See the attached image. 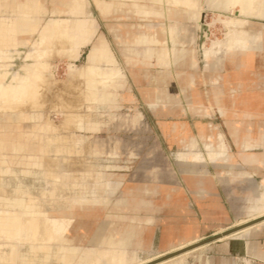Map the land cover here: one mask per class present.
Instances as JSON below:
<instances>
[{
  "label": "crops",
  "instance_id": "1",
  "mask_svg": "<svg viewBox=\"0 0 264 264\" xmlns=\"http://www.w3.org/2000/svg\"><path fill=\"white\" fill-rule=\"evenodd\" d=\"M16 1L20 2L16 6V22L2 30L23 42L27 33L21 20L27 13L21 4L23 0ZM34 1H43L45 9L52 12L60 4L59 0ZM91 2L108 36L96 19L78 18L83 14L81 6L77 0H71L69 13L73 19L51 20L40 36L38 47L46 43L49 34L57 33L54 41L65 43V50L67 44L75 56L81 48H89L84 70L89 77V91L97 97L93 92L94 84L97 76L105 79L98 72L100 64L105 63V69L112 68L119 73V77L107 78L115 80L108 88H125L127 99L141 103L159 121L165 141L183 150L177 154L182 176L167 177L156 170L147 174L141 183L127 189L124 195L127 197L121 199V203L132 211L122 215L145 214L154 219L146 225L142 236L149 251L152 241L146 234L150 235L159 226L161 252L170 247L162 243L169 245L180 238H199L200 241L221 231L241 228L236 227L238 223L264 210V203L259 202L264 185V26L252 25V20L256 19L246 22L256 35L260 29L261 40L257 47L235 50L231 55L225 54L226 49H223L217 57H207L205 43L197 46L200 30L209 27L203 26L200 18L206 8L203 1L196 0L195 8L174 0ZM62 26L71 28L64 30ZM206 37L205 30L203 39ZM43 55L38 51L34 56L36 72L47 67L41 62ZM21 80L30 81L26 76L20 77ZM106 96L108 94L101 95ZM111 96L119 105L120 95L112 93ZM214 111L222 122L223 133L211 123H202ZM128 119L140 123L143 115L137 111ZM186 119L198 121L195 132ZM145 130L129 132L127 134L132 136L127 135V138L139 139L136 143L140 144V140L150 137L147 134L151 131ZM199 142L222 157L216 163H194L190 155L196 152ZM160 147L159 141H155L154 148L160 150ZM129 201L136 204L129 205ZM195 205L200 209V222L194 220L195 212L191 207ZM256 227L248 231L245 238L210 244L200 260L193 259L190 263L257 264L260 261L264 264V229Z\"/></svg>",
  "mask_w": 264,
  "mask_h": 264
},
{
  "label": "rangeland",
  "instance_id": "2",
  "mask_svg": "<svg viewBox=\"0 0 264 264\" xmlns=\"http://www.w3.org/2000/svg\"><path fill=\"white\" fill-rule=\"evenodd\" d=\"M70 1L59 0L60 4L52 12L51 9H45L43 1L36 3L34 0H23L21 4L27 15L21 20V25L27 34L23 42H18L15 35L7 34L2 28L16 22L14 19L18 15L16 6L19 1L0 0V215L4 211H13V208L8 207L11 200H23L28 210L37 206L32 214L39 215V219L48 221L52 226L60 225L57 228L59 234L66 232L67 238H77L80 252L73 264H88L90 256H98L100 251L104 253V257L100 258L102 262L112 261V253L123 251L120 242L109 237L103 250L102 245L95 244L94 235L91 237L90 234L99 232L98 237H103L106 235L103 233L114 230V234L120 235L125 226L135 221L132 225L137 237L142 240V247L141 250L137 249V259L133 261L154 256L157 259L150 264H158L168 259L170 254L168 249L163 252L159 250L161 227H157L150 235L146 234L152 241V249L149 251L142 236L144 228L151 222L147 221L145 214L122 215L132 211V208L122 204L121 199L127 197L124 195L129 187L137 186L154 170L163 176L180 178L182 175L177 154L183 150L165 141L161 136L159 121L141 103L127 99L125 88H108L115 80L97 76L93 91L97 97L89 98V77L84 73L89 48H81V54L79 51L75 56L67 44L65 50V43L54 41L58 37L57 33L49 34L46 43L38 47L40 36L51 20L73 19L69 13L72 5ZM77 1L83 12L78 18L96 19L101 30L108 36L98 10L92 5L91 1L94 0ZM200 2L206 6L207 0ZM226 15H218L206 8L201 11L202 24L209 27L203 29L207 32L205 40L204 31L200 30L197 46L205 43L209 47L213 42L228 38L230 31L221 21L230 18L231 14ZM252 22L256 27L264 26V19ZM244 27L249 29L247 25ZM65 28L71 27L62 26V29ZM259 28L257 35L261 34ZM38 51L44 54L41 62L47 67L36 72L34 68L37 59L34 56ZM100 68L105 69V63H101ZM25 76L30 81H19L20 77ZM36 76L38 78L34 80ZM112 93L120 95L124 100L121 101L118 96L119 105L115 104ZM104 94L108 96L102 98ZM137 111L143 115V120L135 124L128 117ZM216 112H212V116H207L202 123H211L223 133V125ZM186 122L195 132L198 121L186 119ZM145 129L151 131L147 134L150 137L145 141L140 140V144L136 143L139 139L127 138L132 136L127 133H140ZM157 140L160 150L154 148ZM196 146L195 150L201 151L208 163H216L222 157L216 150L210 149L216 152L210 153L214 154L210 158L207 153L209 149L204 148L201 142ZM132 149L138 151L132 152ZM213 157L217 159L211 161ZM199 162L203 161L200 159ZM128 204L135 205L136 202L129 201ZM89 208L92 212H85ZM191 208L195 212L194 220L200 222L202 218L199 207L195 205ZM28 210L27 213H30ZM21 213L25 215L26 211L22 210ZM61 213L76 217H56ZM256 228L264 229V225ZM224 235H214L218 236L216 242ZM247 235H242L241 239ZM211 237L201 239L200 243ZM65 242L69 245L68 241ZM147 244L151 246V243ZM162 244L169 247L168 244ZM57 246L55 243L53 252H56ZM13 247L28 258L32 256L28 241L7 239L0 228V254L7 256ZM126 250L134 252L136 249ZM205 250L189 255L186 262L191 264L193 259L200 260ZM74 251L66 250L67 253ZM163 257L167 258L158 261ZM51 263L54 264L55 259ZM257 264L262 262L258 261Z\"/></svg>",
  "mask_w": 264,
  "mask_h": 264
},
{
  "label": "bare ground",
  "instance_id": "3",
  "mask_svg": "<svg viewBox=\"0 0 264 264\" xmlns=\"http://www.w3.org/2000/svg\"><path fill=\"white\" fill-rule=\"evenodd\" d=\"M169 1H173V0H169ZM195 1L196 0H174V2H178L179 4H187V6H190L193 8H195ZM205 7L209 11L217 12L218 15L227 16L226 13L231 14L230 18H226V20H221L223 21L226 28H228L230 31L229 36L227 35L228 38L226 39V43L225 41L213 42L209 47L204 49L207 57H211V56L217 57L219 54H221V52L223 53L222 51L223 49H226L225 54L231 55L233 54L235 50H243V51L247 50L248 51L252 49L253 47H255L256 45L257 46L259 45L260 40H261V36H260L261 34L256 35L255 31H251L250 29H247L244 26H246V22L250 19H256V20L264 19V0H207V5ZM236 8L238 9V11H234ZM6 31L7 32L10 31L9 27L6 29ZM98 72L100 75H103L105 79L111 78V77L113 78L115 76L119 77V73L112 68H108L104 70L100 69L98 70ZM37 78L38 76L35 77V80H37ZM88 96L89 98H94L95 95L89 92ZM10 100H13V99H10ZM207 153H208V156L212 158V156L216 152H211L210 150H207ZM210 153H214V154L211 155ZM190 157H191L190 159L193 162L195 161V163H200L199 162L200 159H201V162L207 161L206 156L203 154L197 153V151L193 152ZM215 159H217V157L215 158L213 157L211 161H214ZM260 190L262 192L259 193V196H260L259 202L264 203V185ZM16 192H19V191H16ZM8 207L13 208V211L12 210L4 211L0 215V228H2V233L5 235L7 239H14V241L17 240L19 242L28 241L30 243V250H31L32 256L28 258L27 255L20 253L16 248L13 247L11 249V252L7 256L0 254V262L2 264H18V263L19 264H34V263L52 264L51 261L54 259H55L54 264H73L74 263V260L78 257V254L80 252V247H77V244H78L77 238L75 239L67 238L66 232H63V233L61 232L59 234L57 231V228H59L60 225L52 226V224H49L48 221L39 219L40 218L39 215L32 214L34 210L38 208L37 206H34L32 208L30 207L31 210H28V207L27 205H25L23 200L16 199V200H11ZM16 208H18L19 211ZM122 209L123 207L120 208V210ZM126 209L129 210V208H126ZM22 210L26 211L25 215L21 213ZM27 210L31 212L27 213ZM85 212L91 213L92 209L89 208L85 210ZM47 216H50V215H47ZM56 217L67 219L71 217L75 218L76 216L75 215L72 216L71 214L61 213V214H58V216ZM146 217H147V221L153 222L154 219L151 218L149 215H146ZM132 223H136V222L133 221ZM132 223L125 226L120 235L117 233L114 234V230L109 231L108 233L107 232L103 233L106 235H104L103 237L100 236L101 238L98 237L99 232H94L93 234H90L91 237L94 235L95 244L102 245L103 250L106 247L104 245L107 244L108 238L113 237L120 242L119 245L120 247H122L123 251L115 252V254L112 253V256H111L112 261H110L109 263H106L105 261L103 262L101 261L102 259L100 258L104 257V253L100 251L98 256L97 255L95 257L90 256L88 264H150V263H153V261L157 259L154 256H150L146 260H138L135 262L133 261L137 259L136 257L137 251L141 250L142 240L137 237L135 230H134V225H132ZM261 225H264V210L260 211L257 215L249 219L242 220L240 224L238 223V225L236 226V227H241V228L236 229V230H231L232 233L225 234L224 236L219 238L218 242H225L227 240L241 238L242 235L246 234L253 227L261 226ZM224 233H227V232L221 231V233L219 232L215 235H222ZM65 241H68L69 245H66ZM55 243L58 246H57L56 252H53ZM198 243H200L199 238H194L191 240L188 238H182V239L180 238L177 241L175 240L171 241L169 243L170 247L168 250H170V254L172 256H169L168 259L158 264H188L186 262L187 260L186 257L188 258V256L193 254L194 252L203 251L210 246V245L204 244V245H199L197 247H194ZM189 247H192V248L190 249ZM70 249H74L75 251L73 253H67L66 250H70ZM126 249H130V250L136 249V250H134V252H129V250H126ZM38 252H40L41 254L39 255ZM107 255L105 257H108Z\"/></svg>",
  "mask_w": 264,
  "mask_h": 264
},
{
  "label": "water",
  "instance_id": "4",
  "mask_svg": "<svg viewBox=\"0 0 264 264\" xmlns=\"http://www.w3.org/2000/svg\"><path fill=\"white\" fill-rule=\"evenodd\" d=\"M236 230V229H235ZM229 233H232V231H229V232H227V233H225V234H229ZM217 238H218V236H212L211 238H209V239H207V240H205V241H202L201 243H198L197 245H195L194 247H197V246H199V245H204V244H212V243H214L216 240H217ZM190 249L192 248V247H189ZM185 250V249H184ZM181 252V251H180ZM176 254V253H175ZM169 256H172V255H169ZM165 258H167V257H163L162 259H159L158 261H161V260H163V259H165ZM157 261V262H158Z\"/></svg>",
  "mask_w": 264,
  "mask_h": 264
}]
</instances>
